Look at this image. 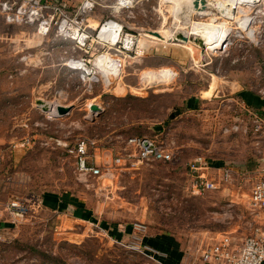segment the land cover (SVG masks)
Segmentation results:
<instances>
[{"label": "rangeland", "instance_id": "1", "mask_svg": "<svg viewBox=\"0 0 264 264\" xmlns=\"http://www.w3.org/2000/svg\"><path fill=\"white\" fill-rule=\"evenodd\" d=\"M50 1L60 20L77 16L74 28L90 42L85 53L53 31L43 38L35 26L0 17V200L30 208L11 217L0 206V264H157L145 240H170L184 253L205 234L226 233L240 243L253 229L248 196L257 176L243 178L241 169L264 157V135L252 125L255 115L264 116L237 94L264 99V0H205L204 9L200 0L197 9L193 0ZM109 21L115 29L100 36ZM207 29L213 38L221 34L215 48L198 36ZM179 34L203 39L204 48ZM81 59L88 68L72 66ZM57 105L71 110L57 116ZM134 136L163 138L172 161L113 167L106 177L75 173L67 149L77 139L96 140L111 164ZM196 163L235 172L217 190L196 195ZM208 171L218 182L220 175ZM44 191L61 195L66 211L41 208L36 198ZM71 197L91 220L73 214ZM151 247L164 263L166 252Z\"/></svg>", "mask_w": 264, "mask_h": 264}, {"label": "built area", "instance_id": "2", "mask_svg": "<svg viewBox=\"0 0 264 264\" xmlns=\"http://www.w3.org/2000/svg\"><path fill=\"white\" fill-rule=\"evenodd\" d=\"M48 12H51V15ZM61 15L60 9L54 6L50 0H0V16L6 24L35 26L37 34L43 38L53 31L56 37L63 36L64 39L73 41L75 48L85 49L84 52L87 53L86 48L90 40L85 30L79 33V30L74 28L77 25V16L73 19L64 17L65 19L60 20ZM108 23L114 25V28L109 32L110 35L115 29V23L109 21L104 23L102 28ZM240 24L242 23L240 22ZM246 24L244 21L243 26L246 27ZM116 42L117 40L114 41V44ZM71 64L73 67L88 68L87 61L84 59L71 61ZM86 75L90 76L91 72H86ZM252 125L255 135L259 137L264 135V120L255 115ZM234 129L237 130L236 127ZM25 144L29 145L30 141L26 140ZM96 150H98L96 140L88 138L77 139L67 149V154L72 159L74 171L78 176L106 177L112 175L113 167L136 169L147 163H168L174 157L172 148L163 138L157 136H134L126 139L120 150L116 152V157L110 166L101 167L92 163L93 151ZM207 170L208 167L206 165L203 167L200 163H196L192 167L191 171L194 175L192 189L196 195L217 190L220 183H228L233 176V171L227 168L223 170L216 182L208 178ZM231 204L235 205L233 202ZM28 209H30L28 204L18 201H11L5 206V211L10 216L23 215ZM248 210L251 219H253V229L240 243H236L234 238L226 233L213 237L205 234L198 240L193 252L187 250L185 253L186 259L190 257L192 260L181 264H264V223L261 225L256 222L261 213L264 218V172L258 173L251 185ZM144 249L146 253H153L150 258L157 264H164L157 259L158 254L154 248L144 244Z\"/></svg>", "mask_w": 264, "mask_h": 264}, {"label": "crops", "instance_id": "3", "mask_svg": "<svg viewBox=\"0 0 264 264\" xmlns=\"http://www.w3.org/2000/svg\"><path fill=\"white\" fill-rule=\"evenodd\" d=\"M1 17V16H0ZM2 19V18H1ZM3 20V19H2ZM4 22V21H3ZM5 23V22H4ZM41 62H44L45 63V60L43 59L42 61H40L39 63L41 64ZM58 63H53V64H47V65H53V66H56ZM46 65V64H45ZM209 91H206L205 92V96H204V99L205 100H209ZM8 95H10V93H8ZM237 96L239 97V99L244 103V105H245V107H247V109H251V110H253L254 112H256L255 110H254V107H256V106H261V105H264V99L263 98H261V97H259V96H257L256 94H254V93H252V92H249V91H242V92H239L238 94H237ZM10 97V96H9ZM7 98H8V96H7ZM6 98V99H7ZM189 104H191V102L189 103ZM262 111H264V108H262L261 109ZM158 137V136H157ZM158 138H160V137H158ZM106 154H108L106 151H100L99 149L98 150H96V151H93V158H92V163L93 164H96V165H98V164H103V166H110V165H112V163L110 164L109 162H110V160H109V158H108V156L106 155ZM255 155V154H254ZM262 157V156H261ZM261 157H257L258 159H255L254 157V159L252 160L253 161V163H252V166H251V168L248 166V167H243L242 169H241V176L243 177V178H245V177H248V176H255V174L257 173H262V172H264V157L263 158H261ZM260 158V159H259ZM257 163H258V165H257ZM208 167V170H210V169H212V170H214L215 172H217V174L218 175H221L222 174V172H223V170H225V169H227V168H230L232 171H233V173L235 172L234 170H233V168L232 167H225V168H223V167H220V166H207ZM260 171H262V172H260ZM207 175H209V171L206 173ZM241 177V178H242ZM235 194H232V196H234ZM235 197V196H234ZM71 200H69V201H67L68 203H69V205L71 204V205H75L76 203H77V201L75 202V201H73L72 200V197L70 198ZM14 199H12V200H8V202H7V204L9 203V202H11V201H13ZM61 201H63V203H65V199L61 196V195H59V194H57L56 192H53V191H44V192H42V194L40 195V196H38L37 198H36V202H37V204L41 207V208H44L45 210H47V211H50V212H54V213H59L61 210H59V208H60V204H63V203H61ZM5 204V202H3L2 200H0V206L1 205H4ZM6 204V205H7ZM66 204V203H65ZM6 205H4V206H6ZM48 205V206H47ZM51 207H54V208H51ZM4 211H5V207H4ZM64 211H66V210H64ZM63 211V212H64ZM9 215V214H8ZM10 216V215H9ZM11 217H14V216H11ZM264 223V221H260L259 222V224H263ZM3 225L4 224H2V223H0V228L1 227H3ZM232 237V236H231ZM235 240V239H234ZM145 241H147V240H145ZM236 243H238L237 241H235ZM173 250L176 252V253H178V255L177 256H175V257H177V260H178V263L177 264H181V263H183V262H185V261H187V259H186V254L184 253V250H183V248L182 249H175V247L173 248ZM168 255L169 254H167L166 253V258H164V260L165 261H167L166 263H165V261H164V264H170V262H172L170 259H169V257H168ZM189 260V259H188ZM195 264H199V263H195Z\"/></svg>", "mask_w": 264, "mask_h": 264}, {"label": "trees", "instance_id": "4", "mask_svg": "<svg viewBox=\"0 0 264 264\" xmlns=\"http://www.w3.org/2000/svg\"><path fill=\"white\" fill-rule=\"evenodd\" d=\"M262 108H264V105L256 106V107H254V110L259 115L264 116V112L261 110ZM212 165L218 167V166H220V163L219 164L215 163V164H212ZM64 206H65L64 204H60L59 210L64 211V209H65ZM75 206L78 209V210H75L74 213H73L75 216H77V217H79V218H81L83 220H91V213L89 211L85 210L83 213H81L80 211L82 210V205L78 204V202L75 204ZM51 208H54V207H51ZM166 241L167 242H166L165 246H162L161 244H158L159 242L151 241V240H147L146 243L149 244V245L151 244L152 246H155L156 248H160L163 251H165L167 254H169L168 257L172 261V262H170V264H177L178 260H177V257H175V256H177L178 253H176L173 250L174 247H173V244L171 243V241L170 240H166ZM166 262L167 261H165V263Z\"/></svg>", "mask_w": 264, "mask_h": 264}, {"label": "bare ground", "instance_id": "5", "mask_svg": "<svg viewBox=\"0 0 264 264\" xmlns=\"http://www.w3.org/2000/svg\"><path fill=\"white\" fill-rule=\"evenodd\" d=\"M193 1H194V0H193ZM193 1H192V2H193ZM200 1H201V0H200ZM203 1H205V0H203ZM259 1H260V0H258V2H259ZM246 2H247V4H250V5H251V4H252L253 2H255V1H253V0H246ZM191 4H192V3H191ZM192 6H193V4H192ZM201 6H202V5H201ZM201 8L204 9L205 6H204V7L202 6ZM220 25H221V24H220ZM198 26H199V25H198ZM110 27H112V23H108L107 25H105V26L101 29V31H100V33H101L100 36H102L104 33H105V35H106V34L109 32V28H110ZM193 29L197 30L196 27H194ZM209 29H210V27H209ZM214 29H215V28H214ZM215 30H216V29H215ZM215 30H214V31H215ZM219 30H220V29H219ZM217 31H218V30H217ZM217 31H216V32H217ZM212 33H213V32H212ZM212 33H210V30H208V29H207L205 32L202 30L201 32H199V35H198V36H203V38H205L206 41H207V40L209 41L208 43H207V42H205V43H207V45H208L209 47H211V48H215V47L217 46V42L219 43V40H220V37H221L220 35H221V34L218 33L217 35H215V33H214V35H215L216 37L213 38V37L211 36ZM196 34H197V33H196ZM105 35H104V36H105ZM214 35H213V36H214ZM151 36H152V37H155V38L158 37V36H155L154 34H151ZM198 39H200L201 42H202V44H203V39H201V38H198ZM178 40H179V39H178ZM180 41H181V40H180ZM182 42H183V41H182ZM101 63H102V64L99 63V65H100L101 67H104V66H105V63H104L103 61H102ZM81 67H82V66H80V67L77 66L78 69H80ZM98 67H99V66H98ZM83 68H86V67L83 66ZM107 68H108V67H106V66L103 68V69H104V72L107 70ZM100 70H101V68H100ZM108 73H109V72H108ZM105 74H107V71H106ZM148 78H149V76H148ZM90 105H92V104H89V106H90ZM52 109H53V111L56 110V108H54V107H53Z\"/></svg>", "mask_w": 264, "mask_h": 264}, {"label": "water", "instance_id": "6", "mask_svg": "<svg viewBox=\"0 0 264 264\" xmlns=\"http://www.w3.org/2000/svg\"><path fill=\"white\" fill-rule=\"evenodd\" d=\"M192 4H193V8H194V9H197V8H198V4H199V3H198L197 0H194V1L192 2ZM200 5H202V6L204 7V6H205V1L201 0V1H200ZM148 33H152V34H154L155 36H159L158 32H155V31H149ZM176 39H179V40L183 41L184 43H188L189 41H191V42H195V43H197L200 47L204 48V47H203V44H202V42H201V40L198 39V38L188 39L187 36L179 34V35L176 36ZM39 104H40V106L43 108L44 111H48L49 108H47L46 105H44L42 102H40ZM90 109H91V111H93V112H96V111L99 110V108H98L96 105H94V104L90 106ZM70 110H71L70 107H64V106H61V105H57V106H56V113H57V116H63V115H65V114H67Z\"/></svg>", "mask_w": 264, "mask_h": 264}]
</instances>
